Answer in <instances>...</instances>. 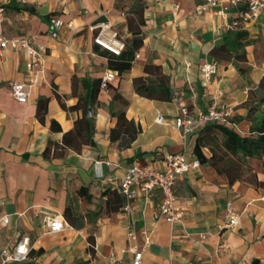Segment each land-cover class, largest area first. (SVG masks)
Masks as SVG:
<instances>
[{
	"label": "crops",
	"instance_id": "0c3cea01",
	"mask_svg": "<svg viewBox=\"0 0 264 264\" xmlns=\"http://www.w3.org/2000/svg\"><path fill=\"white\" fill-rule=\"evenodd\" d=\"M201 3L147 0L143 42L135 50L132 69L101 89L93 110L96 145L86 146L81 154L69 152L63 159L46 160L43 152L48 142H61L83 116L82 111L63 109L62 103L67 108L77 105L85 93L82 81L102 83L110 71L109 57H116L95 44L96 26L109 22L125 44L132 34L116 0H0V6H5V35L27 38L47 50L32 71L25 52L7 48L0 55V252L21 233L29 237L35 253L27 264H130L133 255L126 250L134 245L129 233L135 229L150 238L142 264H264V164L259 158L243 161L241 178L233 185L229 169L220 174L208 163L190 172L176 186L180 211L176 223L155 218L163 200L160 193L136 201L133 217L122 208L107 213L104 193L121 183L131 165L161 169L166 157L184 151L196 158L197 143L204 145L207 157L212 155L210 139L219 134L211 126L187 139L175 127L180 102L193 112L206 111L217 98L231 109L223 126L242 138H258L251 127L264 118V104L258 106V87L264 80V11L234 30V18L212 10L198 14ZM131 4L132 0L120 3ZM24 5L35 14L15 11ZM56 20L63 22L58 29ZM231 31L248 33L251 43L241 50L246 61L215 62L210 52ZM207 63H217L218 70L209 86L203 87L201 68ZM150 64L168 78L170 101L136 93L133 80L146 77L145 66ZM31 78L35 83L29 101L19 104L8 85ZM41 98L49 99L45 124L37 118ZM254 106L259 109L249 117ZM121 111L141 130L126 149L110 138ZM160 116L164 123L157 122ZM52 123L62 133L52 130ZM82 188L92 196L91 202L79 195ZM229 203L240 216L235 228L227 227ZM68 207L77 227L65 219L71 228L49 233L44 219L64 217ZM4 215L9 217L8 225L2 223ZM90 235L95 239L94 255ZM144 242L140 234L136 244L143 248Z\"/></svg>",
	"mask_w": 264,
	"mask_h": 264
},
{
	"label": "built area",
	"instance_id": "2783aa9c",
	"mask_svg": "<svg viewBox=\"0 0 264 264\" xmlns=\"http://www.w3.org/2000/svg\"><path fill=\"white\" fill-rule=\"evenodd\" d=\"M212 10L214 14L223 18H234L232 29H239L243 24L257 18L264 11V0H202L197 7L196 12L202 14ZM5 9L0 6V55L7 48L17 51H23L29 55L30 70L39 65L38 60L47 53L46 47L37 45L27 38H9L5 35ZM63 22L54 21L55 28H60ZM98 34L95 38V44L110 54L119 57L125 49V42L119 37V34L112 29L109 22L101 23L96 26ZM217 63H207L201 68V82L203 87H208L213 76L217 73ZM116 72L108 71L102 79L101 89H107L109 85L117 79ZM35 83L31 78L28 82H11L8 89L13 98L19 104H27L30 97V90ZM219 97V96H218ZM264 109V105H263ZM231 117V109L221 104L218 99L206 111L193 112L185 102L179 103V115L176 117L175 127L181 132L183 139L197 134L206 127L214 125H226ZM158 123H164L162 116L157 118ZM201 167L197 158H190L186 151L169 155L166 157L164 167L154 168L150 164L142 165L135 163L131 165L121 183L111 187L117 194L124 198L122 207L123 213L128 217L135 215V203L140 199L148 200L155 193L163 196L162 203L155 214V218L165 219L168 223H176L180 218V211L176 207V186L180 180H183L190 172ZM228 228H235L240 223V216L234 211L231 203L227 205ZM2 223L9 224V217L2 216ZM48 232L57 234L65 231L71 226L61 215L46 217L44 219ZM140 234L144 235L145 242L143 248L136 244L139 241ZM129 238L134 245L129 247L126 252L133 255L130 264H142L144 251L150 244V238L135 229L129 233ZM31 242L28 236L18 233L16 241L8 248L0 252V264H25L30 260L32 251ZM113 261H116L114 256Z\"/></svg>",
	"mask_w": 264,
	"mask_h": 264
},
{
	"label": "trees",
	"instance_id": "16d2710c",
	"mask_svg": "<svg viewBox=\"0 0 264 264\" xmlns=\"http://www.w3.org/2000/svg\"><path fill=\"white\" fill-rule=\"evenodd\" d=\"M116 1L118 2V10L124 12L127 18L128 29L132 34V39L127 42L121 56L114 58L109 57L110 71L116 72L119 77L132 69L135 50L143 42L142 27L145 25L144 14L147 8V0H132V4L129 7L120 5V3H124L126 0ZM2 7L5 8V6ZM15 11H27L31 14H35L34 10L27 5L15 7ZM45 18L48 19L50 16ZM250 43L247 32L231 31L224 36V43L215 47L210 52V56L218 63L231 61L232 59L244 62L246 61V53L241 50ZM145 72L147 74L146 77H139L133 80L136 93L141 97L151 100L170 101L173 92L170 86L166 84L169 80L163 75L162 69L150 64L145 66ZM153 75L156 79L152 78ZM82 86L85 93L79 96L77 105L67 108L66 105L62 103V108L65 110L82 111L83 116L76 121L72 130L63 134L61 142H54L52 140L48 142L43 152V157L46 160L63 159L69 152L81 154L86 146L93 147L96 145L94 140L95 114L93 110L99 104L98 97L101 91V81L83 80ZM258 94L260 95L258 98V106H260L264 104V80H262L258 87ZM48 104V98H41L37 103V118L42 124H45L46 121ZM124 105L128 106V103L125 102ZM258 106L250 108L249 117L259 109ZM117 117L118 125L112 130L110 138L112 142L120 143V149H126L131 147L141 130L134 122L126 118L125 111H121L117 114ZM51 128L52 130H57L62 133L61 128L56 127L55 123H52ZM209 129L219 134V137L215 136L210 139L214 146V148L211 149L212 155L207 157L203 152L204 145L197 143L194 150L195 156L202 165L209 163L220 174H224L226 170L229 169L230 185H233L237 179L241 178V173L244 169L243 161L247 158L262 159L264 164V118L258 124H253L251 127V133H256L258 135L257 139L242 138L236 132L223 125H214ZM79 195L86 198L88 202L92 200V196L88 194L85 188L79 191ZM104 196L107 198L106 205L108 214L116 213L123 207L124 198L117 194L116 190L109 188L105 191ZM64 217L72 226L77 227L74 221L75 214L71 210V207L66 209ZM89 243L90 251L94 255L95 239L93 235H90ZM38 254H42V250H40ZM30 257H35L33 250L30 253Z\"/></svg>",
	"mask_w": 264,
	"mask_h": 264
},
{
	"label": "rangeland",
	"instance_id": "374dc122",
	"mask_svg": "<svg viewBox=\"0 0 264 264\" xmlns=\"http://www.w3.org/2000/svg\"><path fill=\"white\" fill-rule=\"evenodd\" d=\"M125 7H128V6H125ZM27 264V263H26ZM30 264V263H29Z\"/></svg>",
	"mask_w": 264,
	"mask_h": 264
}]
</instances>
